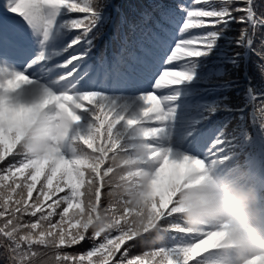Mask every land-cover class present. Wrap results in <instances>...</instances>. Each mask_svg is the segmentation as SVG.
I'll return each mask as SVG.
<instances>
[{
    "label": "snow or ice",
    "instance_id": "1",
    "mask_svg": "<svg viewBox=\"0 0 264 264\" xmlns=\"http://www.w3.org/2000/svg\"><path fill=\"white\" fill-rule=\"evenodd\" d=\"M201 2L207 4L209 0H196V3ZM218 2L223 10L189 8L182 20L174 10L159 5L158 15L145 14L134 23L122 20L112 37L113 47L108 54L96 51L97 38L103 34L105 25V19L100 15L103 0L71 3L66 0H10L8 10L29 26L40 27L42 38L40 51L24 58L27 38L22 25L0 22V63L9 67L16 62L20 65L19 70L10 73L0 68V83L17 75L25 78L24 85L31 83L33 78L42 81L48 87L40 91L39 96L58 98L72 112L74 123L64 148L58 154L61 158L59 164L47 165L50 174L46 175V184L50 186L59 174L56 191L64 192V187L69 191L47 204L48 211H45L44 201L50 197L44 191V185L40 190L43 200L40 195L31 204L28 200L45 166L30 163L20 145L14 148L15 151L11 149L0 155L2 264H161L162 260L169 264H186L185 250L202 240L206 232L178 231L173 226L179 225L180 221L176 215H170L171 209L164 211L158 221L139 233H134L129 226L133 211L129 192L137 186V170H147L150 175L163 162V172L169 167L170 160L178 161L184 157L173 158L169 149L158 148L149 142L160 131L157 127L145 126L153 121L150 114H154V122L162 123L172 110L161 109L163 98L157 100L155 95H149L152 93L149 90L141 96L145 106L139 115L126 118L108 103L105 93L147 78L154 69L159 72L162 66L174 67L171 62L180 58L177 50L192 49L194 41H198L202 49L188 51L187 56L207 55L218 33L204 32L193 36L187 30L191 27L216 28L230 20L231 9L227 6L233 0ZM62 7L69 12L84 14L82 18H68L66 21L69 29L79 31H70L46 44L49 30ZM236 10L246 11L248 20L256 19L249 8ZM202 18H209L208 26ZM238 22L246 21L241 18ZM259 23H264V18ZM252 46L255 48L254 44ZM62 53L67 55L63 57V63H58L54 57ZM254 54L264 61V46L256 49ZM177 75L192 79L186 71ZM171 83L179 84L181 80L174 79ZM159 86L160 80L156 79L151 89ZM168 99L175 100L176 97ZM13 101L23 103L14 96ZM259 111L264 114V103L260 104ZM260 127L264 128V119H261ZM125 129L136 130L139 139L126 136ZM141 141L149 146V152H157L159 156L125 165L123 161L133 156L136 144ZM223 143L222 138L214 140L213 151H219ZM82 144L92 152L86 151ZM7 152L12 153L8 159L5 158ZM26 169L33 171L18 181L16 177L23 175ZM81 188L84 190L80 191ZM62 206V211H57ZM73 208L77 211L70 214ZM101 216L108 223L103 228H96L95 223ZM157 232H161L164 239L153 242ZM88 242L92 246L82 254H77L78 249L67 251L74 245L83 248ZM122 245H125L123 250ZM138 248L149 250L142 255L134 254ZM200 260V257L188 259L187 264H200Z\"/></svg>",
    "mask_w": 264,
    "mask_h": 264
},
{
    "label": "clouds",
    "instance_id": "2",
    "mask_svg": "<svg viewBox=\"0 0 264 264\" xmlns=\"http://www.w3.org/2000/svg\"><path fill=\"white\" fill-rule=\"evenodd\" d=\"M24 84L25 78L19 75L0 83V155L20 145L34 165L59 164L58 154L66 144L74 116L58 98L38 95L28 102H14L13 94ZM148 147L138 142L133 156L123 163L157 158L159 153L149 152ZM161 168L163 162L150 175L147 170L135 173L138 183L129 192L133 209L129 226L134 233L153 225L171 209L170 215L180 221L173 226L178 231L206 232L202 240L185 250L186 264L197 257L200 264H264V187L243 173H221L187 155L169 161L163 182L166 169L162 172ZM107 223L101 216L95 227L103 228ZM163 239L157 232L153 242ZM161 264L169 262L162 260Z\"/></svg>",
    "mask_w": 264,
    "mask_h": 264
},
{
    "label": "trees",
    "instance_id": "3",
    "mask_svg": "<svg viewBox=\"0 0 264 264\" xmlns=\"http://www.w3.org/2000/svg\"><path fill=\"white\" fill-rule=\"evenodd\" d=\"M71 2H76V0H66V3ZM103 4L100 15L105 19V25L103 34L97 38V43L100 42V52L108 54L109 42L113 43L112 37L122 20L134 23L145 14L158 15L160 11L158 5L174 10L179 14L178 18L183 17V14L186 16L185 12L189 8L193 10L198 8L223 10V6L218 0H209L207 4L196 3V0H103ZM227 7L231 9L230 20L219 24L216 28L191 27L190 30H187L193 36L202 35L204 32H215L218 35L212 50L207 55L185 57L191 58L189 60L193 61L185 67L187 73L192 77L187 81L196 84L193 88H187L186 92L195 95L205 93V96L202 97V101L205 103L204 111L196 113L193 117L201 120L217 113V120L214 124L217 128L216 139L224 140L223 157L226 165L234 171L235 175H238L246 173L245 160L254 157V153L257 155V159H264V128L260 127V121L264 119V114L259 111L260 104L264 103V64H261L264 61L254 54L256 49L264 46V23H259L264 18V0H247V3H244V0H233ZM238 8H249L256 19L248 20L247 12L237 11ZM60 12L65 29L69 33L70 31L78 32L79 29H69L66 21L68 18H82L84 14L69 12L63 7ZM241 18H244L246 22L239 23ZM202 19L205 26H208L209 18ZM253 44L255 48H253ZM197 49H202V45L198 41H194L192 49H185L183 54L187 55L188 51ZM85 150L92 152V149L85 148ZM11 154V152H7L5 158H10ZM32 171L33 169H26L24 174L18 175L16 179L23 180L24 176L29 175ZM48 174H50V169L44 168L36 181L32 197L28 198L29 204L33 203L38 195L43 200L44 197L40 190L44 185V191L50 197L44 201L45 211L49 210L47 204L69 191L67 187H64V192L56 191L57 181L60 180L59 174L53 179L52 185H47L46 175ZM7 182L10 183V181ZM28 183H31V180ZM61 186H64L63 183ZM83 190V188L80 189V191ZM25 195L27 196L26 193ZM103 198L102 196V200ZM62 209L63 206L57 211H62ZM75 211L77 209H70V214ZM91 246V242H88L83 248L80 245H74L67 251L78 249L77 254H82ZM124 247L125 245H122L121 250ZM148 250L138 248L134 254L142 255L144 251ZM0 264H2V259H0Z\"/></svg>",
    "mask_w": 264,
    "mask_h": 264
},
{
    "label": "rangeland",
    "instance_id": "4",
    "mask_svg": "<svg viewBox=\"0 0 264 264\" xmlns=\"http://www.w3.org/2000/svg\"><path fill=\"white\" fill-rule=\"evenodd\" d=\"M8 3L10 0H0V14L3 15V18L0 17V22L7 20L8 22L11 21L13 23H17L22 25V31L27 38V46L26 50L23 54L24 58L34 56L37 52L40 51V39L42 38V29L37 26H29L20 16L15 15L11 11L8 10ZM59 20V13L55 17L54 25L49 30V37L48 41L45 43L52 42L56 37L62 36V28L58 25ZM67 55L64 53V56ZM57 57V56H55ZM54 57V59H55ZM70 59V57H69ZM179 61H172V65L174 67L162 66L158 72V69L153 70V75L148 78V85L146 91H152L159 100L160 97L163 98V101L160 104L161 109L165 110H172V114L168 116V118L162 122L157 123L154 122V114H150L153 116V124L152 127H157L160 129L158 134L153 137L151 140L155 142V145L158 148H166L170 150V153L173 158H181L185 155L193 156L194 154L197 155V150L204 148L208 150L210 153L201 157L200 160L205 164L206 168L211 167L214 168L218 172H225L222 170V166L218 165L216 160L213 158V149L207 148V141L209 140L208 136H204L201 140L191 141L193 137L197 134L193 132L191 127L188 126V121L184 120L181 117L180 111L176 107L177 100L168 99L172 97V93L176 91L178 88V84L171 83L174 79L181 80L183 82L184 78L178 76L177 74L180 73L177 71ZM19 62H16L13 66L9 67L8 64L0 63V68H3L6 72H13L19 70ZM157 74V75H156ZM160 80V86L157 89H151L152 83H155V80ZM137 86V85H136ZM129 89V86L119 87L114 91H110L109 93L114 94L109 100V104L113 107L115 103L123 104V109L135 106L132 111V114L138 116L143 107L145 106L141 96L144 92L138 88ZM48 86L44 84L42 81H37L34 78L32 82L24 85L20 90L13 94L14 97H18L21 102H28L39 95V92L43 89L47 88ZM139 89V90H138ZM132 90V91H130ZM130 106V107H129ZM118 108V106H117ZM204 146L201 147V145ZM168 175V168H166L165 173L162 174V182L163 179H166Z\"/></svg>",
    "mask_w": 264,
    "mask_h": 264
}]
</instances>
